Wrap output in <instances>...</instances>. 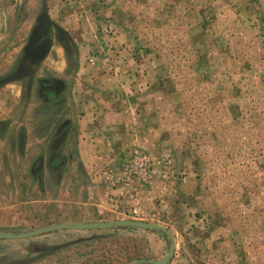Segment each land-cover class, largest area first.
Instances as JSON below:
<instances>
[{"label": "rangeland", "instance_id": "1", "mask_svg": "<svg viewBox=\"0 0 264 264\" xmlns=\"http://www.w3.org/2000/svg\"><path fill=\"white\" fill-rule=\"evenodd\" d=\"M91 99L142 146L105 133L91 157L71 110ZM112 198L137 205L124 220L174 235L169 264H264V0H0V233L108 222L99 205ZM44 239L0 241V264H131L171 249L137 228Z\"/></svg>", "mask_w": 264, "mask_h": 264}, {"label": "crops", "instance_id": "2", "mask_svg": "<svg viewBox=\"0 0 264 264\" xmlns=\"http://www.w3.org/2000/svg\"><path fill=\"white\" fill-rule=\"evenodd\" d=\"M6 73V72H5ZM53 74H56L55 72H53ZM56 76H58L56 74ZM106 78V77H105ZM9 82L6 83V85H8ZM94 88V91L97 92L100 95H103L105 93V89L107 88V86L103 87L102 85H97ZM109 88H112V86H110ZM115 88H118L119 85H116ZM121 89V88H120ZM77 91V89H76ZM83 91V90H82ZM113 92V91H111ZM80 94V93H79ZM107 107L102 108L100 105L98 104H94V99L91 100H85L84 104L80 107H74L71 108V110L74 112V114L77 111H80L82 114H85L82 119L78 120V124L79 126L82 127V141L88 145L89 149L91 150V157H93L94 159H97V156L100 157L101 156V152L105 149L103 148L104 146L101 145H94V142H105L104 140V136L105 133H108V135L110 136H115L117 138L118 141H115V143L117 144L118 142L121 144V146H123V148L127 149L132 147L135 144L136 146H142V139H141V134H133L131 135L132 131H127L126 134H117L115 133L116 126L118 124V119L120 117H118V112L112 108H109V112L105 113ZM69 115H72L71 112H69ZM77 115V113H76ZM123 124V123H121ZM145 133H147V130L144 131ZM135 136V138H134ZM144 137V135H143ZM145 144V143H143ZM146 145V144H145ZM116 146V145H115ZM101 149V152H93V150H98ZM99 154V155H98ZM97 155V156H95ZM106 172V171H104ZM106 185L105 184V191H106ZM103 188H99V190L102 191ZM114 192H116V190H114ZM114 194V193H113ZM84 205H88V202L84 203ZM99 206L102 207H106L108 206L109 208L112 207L110 209V211L103 216V219H99L97 221H119V220H124L126 213H125V207H129V209L135 208L137 207V205H131L128 202H126L125 200H122L121 198L119 199H110V202L108 201V199H105L103 201H101V204ZM132 210H130L129 212H131ZM124 216V217H123ZM134 219V218H133ZM50 226V225H49ZM47 227V226H46ZM42 228V227H41ZM39 229V228H38ZM119 230V229H116ZM96 231V230H95ZM62 232V231H59ZM89 232V231H88ZM92 232V231H91ZM55 233V232H53ZM51 234V233H49ZM48 234L45 235H41L39 237H35V238H31V239H23V240H0V241H22V242H39L42 243L44 242V236H47ZM43 238V239H40ZM51 238V237H50ZM34 240H38V241H34Z\"/></svg>", "mask_w": 264, "mask_h": 264}, {"label": "water", "instance_id": "3", "mask_svg": "<svg viewBox=\"0 0 264 264\" xmlns=\"http://www.w3.org/2000/svg\"><path fill=\"white\" fill-rule=\"evenodd\" d=\"M124 228H137L150 232H158L163 237H168L171 242L170 252L166 257L160 260L141 259L132 262L131 264H169L176 252V241L174 235L165 227L146 223L141 221L119 220L108 222H77V223H61L39 228L25 233L6 232L0 233V240H23L39 237L41 235L59 232V231H105Z\"/></svg>", "mask_w": 264, "mask_h": 264}, {"label": "built area", "instance_id": "4", "mask_svg": "<svg viewBox=\"0 0 264 264\" xmlns=\"http://www.w3.org/2000/svg\"><path fill=\"white\" fill-rule=\"evenodd\" d=\"M133 160L135 163L136 179L147 184L150 178L149 157L143 152L136 151L133 155ZM131 214L137 217L139 215L138 209L133 208Z\"/></svg>", "mask_w": 264, "mask_h": 264}, {"label": "flooded vegetation", "instance_id": "5", "mask_svg": "<svg viewBox=\"0 0 264 264\" xmlns=\"http://www.w3.org/2000/svg\"><path fill=\"white\" fill-rule=\"evenodd\" d=\"M50 86V85H49Z\"/></svg>", "mask_w": 264, "mask_h": 264}]
</instances>
